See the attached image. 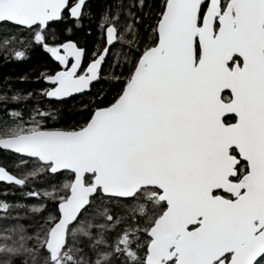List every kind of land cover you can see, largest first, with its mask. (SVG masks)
Listing matches in <instances>:
<instances>
[{
    "label": "snow or ice",
    "instance_id": "snow-or-ice-1",
    "mask_svg": "<svg viewBox=\"0 0 264 264\" xmlns=\"http://www.w3.org/2000/svg\"><path fill=\"white\" fill-rule=\"evenodd\" d=\"M0 37L38 57L0 264H264V0H0Z\"/></svg>",
    "mask_w": 264,
    "mask_h": 264
},
{
    "label": "trees",
    "instance_id": "trees-1",
    "mask_svg": "<svg viewBox=\"0 0 264 264\" xmlns=\"http://www.w3.org/2000/svg\"><path fill=\"white\" fill-rule=\"evenodd\" d=\"M6 40L0 37V54H3L6 50ZM38 63V57L34 56L31 60H26L24 62H16V63H6L0 60V81H4L5 79L11 85H14L16 88H28L31 85L30 82H21L17 77L21 74L28 73L32 68H34ZM2 134V133H0ZM11 157L3 156L0 154V163L5 165L9 164ZM3 185H0V193H2ZM5 199L3 195H0V200ZM8 201H12L17 199L13 196H8L6 198ZM0 215H3L0 212ZM7 221L0 220V227H3ZM23 225L25 228L31 227V224L25 220L23 221Z\"/></svg>",
    "mask_w": 264,
    "mask_h": 264
}]
</instances>
